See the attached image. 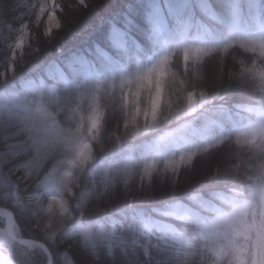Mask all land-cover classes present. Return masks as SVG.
I'll use <instances>...</instances> for the list:
<instances>
[{
    "label": "clouds",
    "instance_id": "clouds-1",
    "mask_svg": "<svg viewBox=\"0 0 264 264\" xmlns=\"http://www.w3.org/2000/svg\"><path fill=\"white\" fill-rule=\"evenodd\" d=\"M57 2L59 29L46 35V19L37 22L32 17L30 36L22 50L16 47L18 33L4 42L10 51L9 61L0 65V84L14 78L18 69L34 67L27 85H17L8 99L0 97L9 105L7 116L0 115V130L12 140L0 149V185L6 182L4 190L19 197L18 205L26 213L31 227L47 240L49 232L55 231L57 239L73 240L83 252L89 251L90 247L107 246L111 250L119 243L131 240L141 245L146 255L155 253L156 264H236L233 244L244 247L247 243L243 236L236 235L237 231L243 230L238 221L222 226L215 240L206 239V235L224 216L244 217L249 225L264 222V137L255 143L239 140L248 130L264 129V123H252L245 115L253 112L250 107L253 92L264 104V79L249 71H264V51L260 48L253 51L251 45L252 41H264V30L251 31L241 8L244 0H233L230 5L228 0H207L203 8L201 0H185V10L175 16L167 12L168 5L161 0L167 23L165 36L159 40L153 38L151 26L143 35L162 49L159 58L165 52L172 54L170 70L174 76L165 81L158 108L153 109L148 95L140 98L139 115L135 113L134 105L125 108L120 95L108 92L106 102L100 104L103 116L97 129H91L89 121L92 105L87 110L81 108L74 87L66 89L59 82L43 83L42 95H33L29 87L30 82L32 86L41 84L48 65L54 62L51 50L65 27L64 0ZM76 6L80 7L78 0ZM198 30L219 32L225 40L210 46L216 51L209 53L201 63L185 64L183 48H207L189 39L190 34ZM104 42L102 46L94 41V53L88 55L95 60L97 48L112 47L108 35ZM228 44L232 47L225 53L222 49ZM76 56L71 52L64 59L70 63ZM212 58L216 60V69L209 82L205 64ZM76 76L77 72L73 70L69 78L77 83ZM53 88L55 94L50 95ZM232 89L239 91L241 99L229 95ZM189 94L195 99L191 107L187 102ZM45 100L48 101L46 105ZM38 107H43L46 113L38 112ZM225 111L234 114L244 124V129L235 130L214 143L186 146L176 143L178 134L193 122L206 114ZM134 117L135 124L132 122ZM161 137L175 142L157 153L155 147ZM144 140L150 142L149 149L154 155L138 164L134 157L135 144ZM169 146L178 150L164 154ZM221 147L231 158L226 164H213L206 169L195 189H191L197 158L206 157ZM81 148L90 152V158L83 164L74 163ZM115 149L121 150L122 158L105 160V154ZM189 154L191 161L171 171L165 168L168 160H179ZM152 161L157 162V168L149 179L144 176L143 169ZM96 164L99 169L90 171ZM69 172L70 180L65 176ZM86 175L89 183L84 189ZM157 180L167 186L169 194L158 206L154 190ZM65 181L70 190L57 192L56 188H62ZM134 181L140 192L139 203L135 200L130 203L122 194V190L131 189ZM181 192L183 195H179ZM77 193H82L79 200ZM55 195L65 201L70 219L67 216L61 218L58 213L46 215L43 211ZM116 196H121L123 204L119 208H107V202ZM85 204L81 214L78 206ZM90 218H95L96 222L87 227H73ZM102 220L110 227L99 233L94 243L86 244L80 233L90 231L97 235ZM48 222L51 228L46 231L44 225ZM24 240L18 228L17 243L11 247L0 245V264H33L36 249L23 247Z\"/></svg>",
    "mask_w": 264,
    "mask_h": 264
},
{
    "label": "trees",
    "instance_id": "trees-1",
    "mask_svg": "<svg viewBox=\"0 0 264 264\" xmlns=\"http://www.w3.org/2000/svg\"><path fill=\"white\" fill-rule=\"evenodd\" d=\"M154 2L161 5V0H88V6L82 8L76 6V0H64V31L52 47L51 58L54 62L48 65L46 78H42L43 83L58 82L54 74L50 78L49 70L53 65L59 66L68 77L70 87H74L78 95L80 91H89L90 93L91 86L81 87L89 75L100 80H107L115 76L118 82L120 76L133 75L139 69L149 66L162 53L161 48L145 39L143 35L145 31L150 29L147 17L150 5ZM232 2L233 0H228L229 5ZM37 3L38 0H0V65L9 61L10 50L4 42L10 40L18 33L21 23L30 24L32 19L30 10ZM164 3L168 5L167 12L169 13L170 9L172 16L185 10V0H164ZM241 8L251 31L259 32L264 30V0H244ZM125 17L132 20V24L128 26L127 51L104 46L102 49L107 52L110 60H105L98 54L94 60L92 56L88 55L89 52L94 53L93 42L95 41L103 46L105 43L104 37L109 34L111 24L114 22L124 24L126 23ZM189 39L199 46L210 47L222 44L225 37L219 32L198 30L193 31ZM71 52H75L77 56H87L90 62L88 70L76 69L75 82L77 83H74L69 78L73 69L69 68V62L64 59ZM33 67V65H29L26 68L18 69L14 78L6 79L3 84H0V97L8 99L16 91L17 85H27L29 83L28 77ZM215 69V58L209 59L205 64V72L209 82H211L215 74ZM42 87V84H34L31 88L32 94L36 95L39 92L42 95ZM107 93V91L99 93L100 104L106 102ZM116 94H121L118 87ZM229 95L234 99H241L240 93L236 89L230 90ZM2 98H0V115L6 117L9 105ZM251 99L253 103L250 104V107L253 112L245 114L246 119L255 124L264 123V104L260 103L255 92L252 93ZM47 102V100L44 101L45 105ZM79 103L81 108L87 110L92 103L90 94L85 95L83 100L79 98ZM244 127V124L238 121L230 111L215 115L206 114L200 120L193 122L190 127L181 131L177 136L176 143L179 146L214 143L223 136L230 135L235 130H243ZM248 133H251V130H248ZM179 137H182V139ZM6 143L11 144L12 140L3 130H0V149H3ZM149 143L148 140L136 142L134 157L138 164L147 161L154 155L149 149ZM176 150H178L177 147L169 146L164 154ZM121 158L120 149L112 150L104 156L105 160H118ZM230 158L226 149L221 147L214 149L206 157L197 158L196 166L201 164V162H210L211 168L213 164H226ZM98 169L99 164H96L90 171L94 172ZM200 179L201 176H198L197 172H195L191 180V189H195ZM88 183L89 177L86 175L83 180L84 189L88 187ZM5 186H7L6 182L5 185H0V208H7L14 215L22 238L39 241L47 246L49 254L52 256V264H156L158 257L155 253L150 252L146 255L142 250V246L134 244L131 240L121 242L111 250L107 246L98 249L90 247L87 252L81 251L73 240L63 242L62 239L56 238L54 243H50L39 231L31 227L26 213L16 203L15 197L4 190ZM154 190L157 206L160 202L168 199L167 186L161 185L158 180L154 183ZM81 194L77 193V200H79ZM122 194L126 195L130 203L133 200L137 203L140 202V192L135 181L131 189L122 190ZM179 195H183V192L179 193ZM123 202L121 196H116L107 202L105 206L107 208H119ZM95 222V218H90L89 220L81 221L79 225L74 224L73 227H87ZM0 226H2L0 231H3L4 225L1 220ZM109 227L108 223L103 220L100 221L96 230L97 235L93 234L92 242L89 245L99 238V233ZM69 244L71 247H68ZM33 264H47V256L42 250L36 249Z\"/></svg>",
    "mask_w": 264,
    "mask_h": 264
},
{
    "label": "snow or ice",
    "instance_id": "snow-or-ice-1",
    "mask_svg": "<svg viewBox=\"0 0 264 264\" xmlns=\"http://www.w3.org/2000/svg\"><path fill=\"white\" fill-rule=\"evenodd\" d=\"M80 7L86 8L88 6V0H78ZM207 0H201V7H206ZM59 5L57 0H38V3L33 6L30 10L32 17L35 18L37 22L42 19H46V35H50L53 30L59 29L61 27L60 19L57 15V9ZM169 14L171 10L169 9ZM178 13L177 15H179ZM148 23L151 26V34L153 38L159 40L165 36L167 32V23L164 18L162 7L159 3H152L150 5V11L148 13ZM126 23L121 24L120 22H114L110 26L109 30V40L112 44V47L127 51L128 44V26L132 24V20L125 17ZM30 36V24L21 23L16 47L18 49H23L28 38ZM242 45L243 41L240 42ZM252 50L255 51L257 48H260L264 51V41H252ZM232 47V44L226 45L222 51L227 53ZM183 60L184 63L199 64L201 63L209 53L216 51L215 48L211 47H185L183 48ZM97 54L105 60H110L107 52L102 48L96 49ZM172 59V54L165 52L155 63L150 67L141 68L135 74L130 76H120L117 82V77L113 76L107 80L95 79L91 75L88 76L81 85L82 88L86 86H91L90 93L89 91H80L78 96L81 100L84 99L85 95L90 94L91 105H92V114L89 116V121L91 129H97L100 125L103 112L100 110L101 105L99 103V93L101 91H107L112 94L116 93L117 87L120 90V100L122 106L127 108L129 105L135 106V113L137 115L141 112L140 98L143 95H148L150 103L152 104L153 109L158 108L159 103L163 96L165 81L173 77L174 74L170 70V61ZM89 60L87 56H76L73 57L72 61L69 63V68L76 70H88ZM254 75L259 76L261 79H264V71H259L257 69H249ZM50 78L53 74L55 79L63 85L64 88L70 87V82L68 77L65 75L64 70L59 66L53 65L49 70ZM43 84V82H41ZM29 87L32 88L31 82ZM55 88L50 90V95L55 94ZM39 94V92L37 93ZM188 106L191 107L195 103L194 96L189 94L187 98ZM38 112L46 113V110L43 107L37 108ZM76 111V109H73ZM79 115V113H77ZM147 115V113H146ZM153 121L155 120L154 112L152 114ZM133 124H135V117L133 118ZM264 137V129L259 131H253L251 133H245L240 136L239 140L241 143H255L258 138ZM182 139V137H179ZM178 137H176V140ZM175 142L170 141L168 138L161 137L159 143L155 147L157 153L162 152L169 143ZM90 158V152L86 151L84 148L80 149L79 156L77 161L74 163L83 164L87 159ZM192 155L189 154L187 157L182 156L179 160H168L165 163V168L168 170H174L180 167L181 164L191 161ZM157 162L152 161L147 163L144 166L143 173L144 176L151 179L153 173L156 171ZM65 176L68 180L71 179V173H66ZM64 189H68L67 181L63 184V187H57L56 191L61 192ZM70 190V189H68ZM15 197L16 203L19 204V197L16 194H13ZM195 198V197H194ZM81 214L84 213L86 204L78 206ZM45 214H56L58 213L61 218L67 216L71 218V214L68 211L65 201L61 198L60 195L52 196L49 200L46 207L43 208ZM0 215L4 216L8 220L9 227L6 230L0 231V245H8L11 247L17 239V224L14 219L13 214L10 211L0 208ZM239 222L242 226V231H237V236H243L245 241H247L244 247H238L235 244L232 246V253L236 260V264H264V222L257 225L255 223L249 225L246 218L237 217H221L217 224L207 232L206 239L210 241L215 240L216 237L220 234V229L224 225L235 224ZM51 228V223H45L44 229L47 231ZM255 234V235H253ZM57 233L55 231H50L48 234V240L54 241L56 239ZM83 241L86 244L92 242L93 234L90 231H82L80 233ZM22 243L30 249H40L45 253H49L47 246L39 241L35 240H24ZM223 252V249L221 250ZM51 264V260H49Z\"/></svg>",
    "mask_w": 264,
    "mask_h": 264
},
{
    "label": "bare ground",
    "instance_id": "bare-ground-1",
    "mask_svg": "<svg viewBox=\"0 0 264 264\" xmlns=\"http://www.w3.org/2000/svg\"><path fill=\"white\" fill-rule=\"evenodd\" d=\"M210 168V162H201V164H198L196 166V171L198 176H201L202 173L206 170V169H209Z\"/></svg>",
    "mask_w": 264,
    "mask_h": 264
},
{
    "label": "water",
    "instance_id": "water-1",
    "mask_svg": "<svg viewBox=\"0 0 264 264\" xmlns=\"http://www.w3.org/2000/svg\"><path fill=\"white\" fill-rule=\"evenodd\" d=\"M5 210H7V209H5ZM7 211H8V210H7ZM0 216H2V215H0ZM2 217H3L4 220H5V225H6V228H5V229H7V228L9 227L8 220H7V218L4 217V216H2ZM15 243H17V241H15ZM22 246H25V245H22ZM46 255L49 256L48 253H46ZM49 260H51V257H50V256H49L48 261H49Z\"/></svg>",
    "mask_w": 264,
    "mask_h": 264
},
{
    "label": "rangeland",
    "instance_id": "rangeland-1",
    "mask_svg": "<svg viewBox=\"0 0 264 264\" xmlns=\"http://www.w3.org/2000/svg\"><path fill=\"white\" fill-rule=\"evenodd\" d=\"M88 20V19H87Z\"/></svg>",
    "mask_w": 264,
    "mask_h": 264
}]
</instances>
